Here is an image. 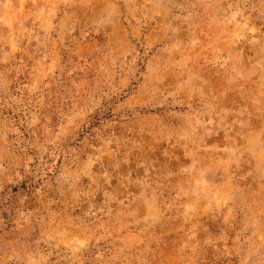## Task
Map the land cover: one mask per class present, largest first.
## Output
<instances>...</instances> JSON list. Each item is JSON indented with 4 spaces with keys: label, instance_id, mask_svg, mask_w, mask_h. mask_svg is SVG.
<instances>
[{
    "label": "rangeland",
    "instance_id": "374dc122",
    "mask_svg": "<svg viewBox=\"0 0 264 264\" xmlns=\"http://www.w3.org/2000/svg\"><path fill=\"white\" fill-rule=\"evenodd\" d=\"M0 264H264V0H0Z\"/></svg>",
    "mask_w": 264,
    "mask_h": 264
}]
</instances>
